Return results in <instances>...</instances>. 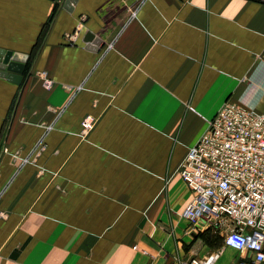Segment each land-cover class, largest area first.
Listing matches in <instances>:
<instances>
[{
    "label": "crops",
    "instance_id": "1",
    "mask_svg": "<svg viewBox=\"0 0 264 264\" xmlns=\"http://www.w3.org/2000/svg\"><path fill=\"white\" fill-rule=\"evenodd\" d=\"M0 50V264L194 257L177 165L224 101L264 110V0H0Z\"/></svg>",
    "mask_w": 264,
    "mask_h": 264
},
{
    "label": "built area",
    "instance_id": "2",
    "mask_svg": "<svg viewBox=\"0 0 264 264\" xmlns=\"http://www.w3.org/2000/svg\"><path fill=\"white\" fill-rule=\"evenodd\" d=\"M88 118L83 131L90 129ZM179 176L192 194L182 218L195 232L219 230L234 264H264V110L226 100L189 147ZM219 254L182 264H216Z\"/></svg>",
    "mask_w": 264,
    "mask_h": 264
},
{
    "label": "rangeland",
    "instance_id": "3",
    "mask_svg": "<svg viewBox=\"0 0 264 264\" xmlns=\"http://www.w3.org/2000/svg\"><path fill=\"white\" fill-rule=\"evenodd\" d=\"M182 161L183 160H181L177 165L178 175ZM190 229L191 227L187 224L185 236L188 238V240L183 243L184 250L186 252L189 250V248H196L197 253H194L193 256L203 258L210 255L220 254L223 251V237L219 230L208 229L203 232H195ZM190 231H192V234L189 233Z\"/></svg>",
    "mask_w": 264,
    "mask_h": 264
},
{
    "label": "water",
    "instance_id": "4",
    "mask_svg": "<svg viewBox=\"0 0 264 264\" xmlns=\"http://www.w3.org/2000/svg\"><path fill=\"white\" fill-rule=\"evenodd\" d=\"M85 42H91L94 46L99 45V40L95 39L90 33L86 35ZM27 59L28 56L26 54L0 50V76L15 84H19L22 79L23 65Z\"/></svg>",
    "mask_w": 264,
    "mask_h": 264
}]
</instances>
